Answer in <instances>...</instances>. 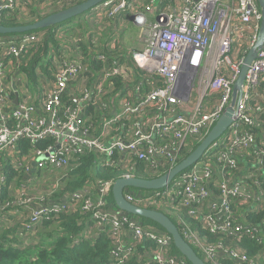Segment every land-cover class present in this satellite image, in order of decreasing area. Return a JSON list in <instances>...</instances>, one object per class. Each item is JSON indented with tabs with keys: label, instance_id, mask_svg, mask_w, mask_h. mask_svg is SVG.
I'll return each mask as SVG.
<instances>
[{
	"label": "built area",
	"instance_id": "1",
	"mask_svg": "<svg viewBox=\"0 0 264 264\" xmlns=\"http://www.w3.org/2000/svg\"><path fill=\"white\" fill-rule=\"evenodd\" d=\"M78 1L36 3L44 8ZM24 2L0 0V16L11 9H27ZM93 10L111 19L122 13L134 16V24L142 28L141 49L128 54L146 75L134 84L129 78L122 91L104 101V85L123 74L126 64L113 60L101 69L97 81L86 84L77 81L88 70L86 63L65 55L59 61L54 53L52 77L36 70L41 91L32 94L20 71V55L35 46L40 36L35 32L0 34V211L9 206L2 194L8 188L4 168L10 165L25 176L17 194L10 190L15 202L23 204L21 215L28 216L21 230L34 231L52 215L73 211L93 190V200L104 197L90 210L96 232L86 237H96L97 230L107 237L122 235L116 252L110 251V264H126L131 258L134 264H185L169 253L172 242L166 231L108 207L112 180L56 199L52 187L59 178H52L41 196L26 190L44 171L66 166L89 152L97 153L104 165H120L128 172L138 161L149 168L173 166L181 151L190 142L202 140L229 104L240 66L257 41L261 11L257 0H103ZM148 14L154 19L148 20ZM98 58L106 61L103 54ZM64 98L73 101L63 105ZM89 106L98 111L94 113L98 124L86 115ZM107 108L112 113L104 116L101 110ZM235 109L237 117L224 133L169 185L157 190L139 188L140 192L126 187L124 195L142 207L174 209L183 237L208 263L264 264V214L256 223L248 218L264 213V41L248 67ZM20 139L28 141L27 152L20 149ZM189 219L212 235L231 236L239 245L222 239L208 241ZM246 238L259 246L255 255L240 246Z\"/></svg>",
	"mask_w": 264,
	"mask_h": 264
},
{
	"label": "trees",
	"instance_id": "2",
	"mask_svg": "<svg viewBox=\"0 0 264 264\" xmlns=\"http://www.w3.org/2000/svg\"><path fill=\"white\" fill-rule=\"evenodd\" d=\"M85 0H79L78 2L65 4L64 6H57L53 5L52 9L43 10L41 14L39 9L33 8L32 11H28L26 16L29 15L31 20H19L18 12H22L21 9H11L8 12H4L0 16V24L4 26H17L21 24H28L32 23L38 19H41L52 12L62 10L68 8L74 4L83 2ZM38 6H40L38 4ZM28 9V8H27ZM26 10V9H25ZM91 10L84 12L81 15L76 17L70 18L60 24H56L53 26L40 28L37 30L27 31V32H35L40 37L39 40L36 42L35 46L26 48V50L20 55V71L26 77V86L32 92H40L41 91V82H38V75L36 72L37 65L42 62L44 63L41 71L42 75H47L52 77L53 74V64H52V55L57 51L60 38L58 29L60 27H64L66 33L70 28L80 21L84 23L83 18L86 17L87 13H90ZM126 16L130 18L128 13H124ZM35 17V18H34ZM81 18V19H79ZM27 19V18H26ZM33 19V20H32ZM79 19V20H78ZM108 23L112 27H116L117 22L114 19L108 18ZM106 20H104V23ZM68 25V26H67ZM77 25H81L78 23ZM110 35V34H109ZM108 37V42L104 45L103 50H100L97 53H89L87 52V57L81 58H72L71 60L79 59L82 60L84 63L88 65V70L80 76L77 80L81 83L84 81L86 84L88 82L97 81L98 74L101 72L103 67H109L113 60H117L118 63L126 64L128 67L124 69V73L121 75H116L112 77L107 83L104 85L105 94L103 95L104 101L109 95H114L118 91H122L124 86L126 85L125 82L132 78L134 84L135 82L139 81L142 76V72L136 68L129 57L128 53H124V50L121 49V46L118 47L116 45L114 48H110L109 41L111 38ZM66 45V44H65ZM63 45V48L64 46ZM63 53V52H62ZM56 54V53H55ZM92 54V55H91ZM103 54L106 57V61L102 62L99 60L97 55ZM58 60H62L63 54H56ZM51 67V68H50ZM88 80V82H87ZM80 85V84H79ZM79 85H76L73 89L77 90ZM66 96V94H65ZM73 99L64 98L63 105L72 103ZM101 110V109H100ZM99 110V111H100ZM104 113H108V108L105 110H101ZM100 111V112H101ZM86 115H91L93 113H97L98 111H93V106H89V109H86ZM98 117H95V120ZM201 139L198 141L190 142L187 147H185L181 153L180 157L177 160L179 162L181 159L185 158L200 142ZM50 142V139L44 141L40 144V146L46 145ZM20 149L21 147L27 152L30 149V145L28 141L20 139L19 141ZM98 154L95 152H89L81 155H77L73 159L69 161H73V164L70 166L68 171V179H66L63 183L64 187H60L54 193L53 197L56 199L60 197L66 192H73L78 189L84 188L86 185H95L96 183L103 182L105 180H112L114 181L117 178L124 176L126 173H129L132 176L140 177L144 179H150L157 176H160L164 172L172 167L169 164H165L163 166L157 168H149L143 162H137L133 171L128 172L124 168L117 166H106L101 161L97 160ZM176 162V163H177ZM175 163V164H176ZM174 164V165H175ZM5 173L7 175V179L9 183H14L16 180L21 181V177L25 179V176L22 172L18 173L15 170H12L10 165H6ZM186 170V169H185ZM18 176V177H17ZM59 180H61L59 178ZM132 188V187H131ZM11 191L7 188L4 193L2 194V200H10L13 198V195H10ZM106 200L109 204L113 207L117 206L114 203L112 194L109 193L106 196ZM11 208H8L4 212L0 211V264H110L109 258L112 256L110 251L111 245H109V239L106 234L97 230L96 237H86L88 234L95 233L96 230L92 229L90 226L92 220L91 218V211H82L79 207L75 208L73 211L70 212H63L56 215H52L55 218H59L61 223L56 227L52 228L51 224L53 221H48L50 219L42 221L40 224L35 226L34 231H28L26 234L29 235H36V241L33 240L29 245H21L19 239L21 236H18V230H15L16 224L18 221L15 220L14 215V203L11 202L9 204ZM8 207V206H7ZM181 208V207H179ZM158 210L167 214L172 221L177 224L180 228V225L177 223L176 219L172 214L169 212L159 209ZM172 212L174 209L169 208ZM129 214V213H128ZM264 213L259 214H252L248 216L249 220L252 223H256L260 221V218L263 216ZM132 215V214H130ZM138 217L143 223L152 224L160 229L164 230L160 225L155 223L154 221L144 218ZM190 220V219H189ZM27 220L21 221V225L18 228H23L24 224ZM192 226L197 228L204 238L208 241L216 242L220 239L229 242L231 241L232 246H237L234 239L228 235H212L206 231L200 229L199 224L194 221L190 220ZM12 224L10 226L9 224ZM93 223V222H92ZM48 228L45 233L37 232L36 230L41 227ZM165 231V230H164ZM182 231V230H181ZM18 240V241H17ZM76 240V242H74ZM193 249L202 257L201 253L197 250L195 246ZM240 246L247 248V252L250 255H255V253L259 250V246L255 244L252 240L246 238L241 240ZM169 253L172 257H174L178 262H183L185 264H191L186 258L175 248L173 243H171L168 247ZM137 253L138 250L134 249ZM134 258H131L129 262L126 264H134ZM211 264V263H209ZM220 264H234L232 261H222Z\"/></svg>",
	"mask_w": 264,
	"mask_h": 264
},
{
	"label": "water",
	"instance_id": "3",
	"mask_svg": "<svg viewBox=\"0 0 264 264\" xmlns=\"http://www.w3.org/2000/svg\"><path fill=\"white\" fill-rule=\"evenodd\" d=\"M101 1L103 0H85L68 8L52 12L51 14L28 24H21L17 26H4L0 24V34L23 33L60 24L70 18L76 17L88 10L93 9ZM258 3L261 8L262 19L257 41L244 57L239 73L233 85L231 100L212 128L185 158L181 159L160 176L150 179H144L135 176H122L115 179L111 186V194L118 209L132 215L150 219L160 225L171 236V242L175 248L191 264L209 263L206 262L193 249L191 244L183 237L177 224H175L167 214L156 208L142 207L130 202L124 195V189L125 187H135L141 189L157 190L166 187L178 174L193 165L201 157L209 145L221 134H223L233 119L237 117L235 106L242 93V86L246 72L250 63L256 57L257 49L262 46L264 41V0H258ZM133 17L134 16H132V18ZM17 101L18 100L16 98L14 103L17 104ZM45 157L46 155H43L41 158Z\"/></svg>",
	"mask_w": 264,
	"mask_h": 264
},
{
	"label": "rangeland",
	"instance_id": "4",
	"mask_svg": "<svg viewBox=\"0 0 264 264\" xmlns=\"http://www.w3.org/2000/svg\"><path fill=\"white\" fill-rule=\"evenodd\" d=\"M37 0H25V2L23 4L28 5V9H24L22 10V12H18V17L19 20H31L30 17H28L29 15L26 16L28 11H34L33 8H37L39 9V12L42 14L43 10L46 9H52L53 5H48L46 7L41 8V6H38V4L36 3ZM148 20H151L150 16H147ZM27 18V19H26ZM35 18V17H34ZM81 19V18H79ZM78 19V20H79ZM33 20V19H32ZM84 23L77 21V23L73 26V28H70L66 33H64L65 28H60L58 30L59 33V38H60V44L59 47L57 49V51L55 52L56 54L60 53L65 55V59H69L71 60L72 58H81L83 57H87V52L89 53H97L100 50H103L104 45L108 42V35L111 38V40L109 41V45L110 48H114L116 45H118V47L121 46V49L124 50V53H130L132 51H135L136 49H138L140 47V43H139V39L141 37L142 34V28L136 26L131 19L126 16V14L122 13L121 15H119L117 18H115V20H118L116 27H112L110 26V24L108 23V17L106 16H99V14L97 12H92V13H87L86 17L83 18ZM104 20H106V22L104 23ZM120 20V21H119ZM78 23H81V25H77ZM68 26V25H67ZM66 44V45H65ZM63 45L64 48H63ZM63 52V53H62ZM92 55V54H91ZM98 57V55H97ZM100 60V59H99ZM44 63L40 62L37 67L36 70L37 71H41L42 67H43ZM51 68V67H50ZM146 74L143 72L141 74V76H145ZM47 76V75H45ZM38 82H42L40 81V79L38 78ZM30 90V87L27 88V91ZM32 94H34V92L30 91ZM36 92V91H35ZM21 94V92H20ZM92 117L95 119L96 114H91ZM97 120V124H98V118ZM138 162H142V161H138ZM144 163V162H143ZM73 164V161H71L69 164L62 165L58 168H53L50 171H44L41 176L39 178H37L35 180V184L31 186V188H28V190H26V192L29 195L32 196H41V192L43 190V188L45 187H49L51 185L52 182V178H60L61 180L58 179V181H55L52 190H54V193L57 191V189H60V187L62 186V183L68 179V169L70 168V166ZM18 177V176H17ZM24 178L21 177V181H15V184L9 183L7 181V187L10 188V190L14 191L12 194H17V192L19 191V188L21 186V184L23 183ZM64 187V184L63 186ZM125 189H127L125 187ZM128 190L130 191H134V192H140L139 188H128ZM54 195V194H53ZM95 195V191L93 190H89L88 191V196L86 198H82V200H79L76 208L79 207L83 212L86 210H93V206L95 205L96 201H98L99 199L103 198L104 195L101 194L97 200H93ZM15 197H13L12 199L8 200L7 203L8 205L13 202L14 203V212L12 213V215H14L15 220L18 221V223H15L17 227H15V230L17 229L19 233L18 236H23V241L24 243L20 240L21 245H29L33 240L36 241V235H29L26 234L25 230H21L20 228H18V226L21 225V221L26 220L28 218V216H23L21 215V209L23 207V204L21 203V200L19 201V203L15 202ZM109 208H115L111 206L110 204L108 205ZM8 208H11V206H8L4 209L7 210ZM2 211V212H4ZM168 212L172 215L173 212H171L170 210H168ZM51 217L50 220L48 221H53V223L51 224L52 228H56L61 222V220L59 218H55ZM10 226H12V224H9ZM90 226L92 227V229H95V225L93 223L90 224ZM46 230H49L48 228H44L43 226L36 230L37 232H42L45 233ZM125 232V231H123ZM129 236V235H128ZM110 237V238H109ZM109 245H111L110 249H111V253L112 252H116L117 247L120 246V242H121V234H118V238H113V236H109ZM18 241V240H17ZM113 258H109V261H112Z\"/></svg>",
	"mask_w": 264,
	"mask_h": 264
},
{
	"label": "crops",
	"instance_id": "5",
	"mask_svg": "<svg viewBox=\"0 0 264 264\" xmlns=\"http://www.w3.org/2000/svg\"><path fill=\"white\" fill-rule=\"evenodd\" d=\"M257 3H258V0H257ZM258 7H259V9H260V11H261V8H260V5H259V3H258ZM130 19H131V17H130ZM261 19H262V17H261ZM120 21V20H119ZM260 26H261V22H260ZM115 28V27H114ZM259 30H260V28H259ZM258 34H259V32H258ZM141 48H138L137 50H140ZM114 108H115V106H114ZM109 112L108 113H105L104 114V116H108V115H110V112L112 113V111H110V110H108ZM99 117H100V115H98ZM105 118H103V119H101V120H104ZM99 119H98V123H99ZM94 122H95V124H97L96 122H97V120H94ZM245 168H247L248 167V165H244V164H242ZM146 190H149V189H146ZM140 217V216H139ZM92 223V222H91Z\"/></svg>",
	"mask_w": 264,
	"mask_h": 264
},
{
	"label": "clouds",
	"instance_id": "6",
	"mask_svg": "<svg viewBox=\"0 0 264 264\" xmlns=\"http://www.w3.org/2000/svg\"><path fill=\"white\" fill-rule=\"evenodd\" d=\"M92 12H94V10L93 9H91V11H90V13H92ZM129 15H130V17H131V21L133 22V18H132V16H131V14L130 13H128ZM148 16H150V18H151V20H153L154 19V16L152 15V14H148ZM116 22H118V20H115ZM134 23V22H133ZM59 30V29H58Z\"/></svg>",
	"mask_w": 264,
	"mask_h": 264
},
{
	"label": "flooded vegetation",
	"instance_id": "7",
	"mask_svg": "<svg viewBox=\"0 0 264 264\" xmlns=\"http://www.w3.org/2000/svg\"><path fill=\"white\" fill-rule=\"evenodd\" d=\"M65 4L61 5V6H64Z\"/></svg>",
	"mask_w": 264,
	"mask_h": 264
}]
</instances>
